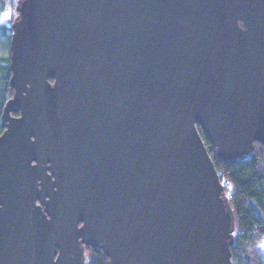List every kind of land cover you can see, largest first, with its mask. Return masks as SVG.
I'll return each instance as SVG.
<instances>
[{"label": "water", "instance_id": "obj_1", "mask_svg": "<svg viewBox=\"0 0 264 264\" xmlns=\"http://www.w3.org/2000/svg\"><path fill=\"white\" fill-rule=\"evenodd\" d=\"M16 10L0 264H85L86 246L112 264H233L234 214L204 137L222 159L264 144V0Z\"/></svg>", "mask_w": 264, "mask_h": 264}, {"label": "trees", "instance_id": "obj_2", "mask_svg": "<svg viewBox=\"0 0 264 264\" xmlns=\"http://www.w3.org/2000/svg\"><path fill=\"white\" fill-rule=\"evenodd\" d=\"M17 1L0 0V22L3 13L9 9L18 14ZM11 40V25L0 24V116L14 93L10 83ZM198 128L204 137L199 125ZM204 139L234 214L232 262L264 264V144L256 141L250 153L234 159H222L210 141L205 137ZM85 252V264H112L102 248L86 246Z\"/></svg>", "mask_w": 264, "mask_h": 264}, {"label": "rangeland", "instance_id": "obj_3", "mask_svg": "<svg viewBox=\"0 0 264 264\" xmlns=\"http://www.w3.org/2000/svg\"><path fill=\"white\" fill-rule=\"evenodd\" d=\"M18 2V1H17ZM16 11H11L10 9L5 11L2 15L0 24H8L11 25L12 19L15 17ZM0 128H1V118H0ZM264 245H262L263 247ZM86 253V252H85Z\"/></svg>", "mask_w": 264, "mask_h": 264}, {"label": "flooded vegetation", "instance_id": "obj_4", "mask_svg": "<svg viewBox=\"0 0 264 264\" xmlns=\"http://www.w3.org/2000/svg\"><path fill=\"white\" fill-rule=\"evenodd\" d=\"M12 114L13 115H19L20 113L15 111V112H12ZM0 118H1V116H0ZM1 127L2 128H0V134L5 130V126L2 124V120H1Z\"/></svg>", "mask_w": 264, "mask_h": 264}]
</instances>
